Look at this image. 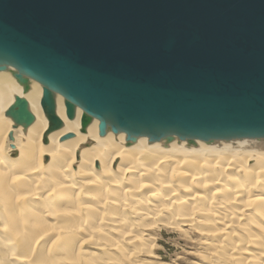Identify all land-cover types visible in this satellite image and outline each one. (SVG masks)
Returning <instances> with one entry per match:
<instances>
[{"label": "bare ground", "instance_id": "bare-ground-1", "mask_svg": "<svg viewBox=\"0 0 264 264\" xmlns=\"http://www.w3.org/2000/svg\"><path fill=\"white\" fill-rule=\"evenodd\" d=\"M18 73L0 71V264H163L148 261L163 228L195 233L199 264H264V139L101 137L57 93L49 131L42 86ZM16 97L25 129L5 117Z\"/></svg>", "mask_w": 264, "mask_h": 264}, {"label": "water", "instance_id": "water-1", "mask_svg": "<svg viewBox=\"0 0 264 264\" xmlns=\"http://www.w3.org/2000/svg\"><path fill=\"white\" fill-rule=\"evenodd\" d=\"M7 66L42 86L49 131L57 93L101 137L264 139V0H0ZM5 117L33 122L18 97Z\"/></svg>", "mask_w": 264, "mask_h": 264}, {"label": "rangeland", "instance_id": "rangeland-1", "mask_svg": "<svg viewBox=\"0 0 264 264\" xmlns=\"http://www.w3.org/2000/svg\"><path fill=\"white\" fill-rule=\"evenodd\" d=\"M189 232L187 235L182 233L184 235L182 236L177 231L161 229L160 236L155 242L154 258L145 259L163 264H199L200 257L198 255L202 252L199 249V239L195 233ZM196 258L199 259L196 260Z\"/></svg>", "mask_w": 264, "mask_h": 264}]
</instances>
